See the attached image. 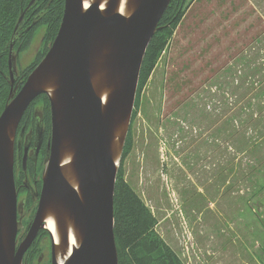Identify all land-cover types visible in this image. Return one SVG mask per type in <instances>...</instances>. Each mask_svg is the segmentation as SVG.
<instances>
[{
  "label": "rangeland",
  "instance_id": "obj_1",
  "mask_svg": "<svg viewBox=\"0 0 264 264\" xmlns=\"http://www.w3.org/2000/svg\"><path fill=\"white\" fill-rule=\"evenodd\" d=\"M187 4L121 167L185 264H264V0Z\"/></svg>",
  "mask_w": 264,
  "mask_h": 264
},
{
  "label": "water",
  "instance_id": "obj_2",
  "mask_svg": "<svg viewBox=\"0 0 264 264\" xmlns=\"http://www.w3.org/2000/svg\"><path fill=\"white\" fill-rule=\"evenodd\" d=\"M22 11L16 33L25 13ZM172 0H65L59 31L0 115V264H22L43 221L52 219V264H119L116 179L148 45ZM13 48L14 42L11 43ZM16 57L10 55V76ZM13 85V83H12ZM46 94L52 142L33 229L18 251L14 142L29 105ZM75 245L70 249V235Z\"/></svg>",
  "mask_w": 264,
  "mask_h": 264
},
{
  "label": "trees",
  "instance_id": "obj_3",
  "mask_svg": "<svg viewBox=\"0 0 264 264\" xmlns=\"http://www.w3.org/2000/svg\"><path fill=\"white\" fill-rule=\"evenodd\" d=\"M30 2L31 0H0V114L4 109L11 88L6 79L9 44L13 40L19 17ZM188 8L187 0H172L159 21L158 28L144 57L132 123L140 111L141 93L166 52L175 31L185 18ZM64 9L65 0H37L26 12L15 35L24 32L33 21L37 23V26L31 27L26 32L21 50L27 49L34 36V30L39 26L45 27V40L44 47L36 60L26 68L23 83L43 59L54 41L60 28ZM261 36H264V32L256 37L255 43L261 40ZM248 47L250 48L249 45ZM243 52H246V48L243 49ZM263 92L264 90L261 89L259 94ZM261 135L264 142V131ZM133 141L134 138L130 129L123 152L125 158L132 151ZM261 185H264L263 180ZM114 217L119 264H185L180 255L157 231L158 220L156 216L142 197L126 181L123 167L119 170L115 184Z\"/></svg>",
  "mask_w": 264,
  "mask_h": 264
},
{
  "label": "flooded vegetation",
  "instance_id": "obj_4",
  "mask_svg": "<svg viewBox=\"0 0 264 264\" xmlns=\"http://www.w3.org/2000/svg\"><path fill=\"white\" fill-rule=\"evenodd\" d=\"M35 26H37V23L33 21L27 27L28 29L26 28L24 30V32L18 35H15V33L12 40V42H14L13 48H11L12 42L9 44L6 79L9 81L11 88L7 95L6 104L9 101V96L12 89L14 96L19 93L22 85L25 83H23V77L26 75V68L36 60L39 52L42 51L44 47L43 43L45 40V31L42 32V35L38 40V46H36V53L32 61L23 68L17 67V64L20 61L19 55L23 52L21 47L22 41L24 40V35L30 30L31 27ZM35 32L36 29L34 30L32 41L35 37ZM10 55L16 57V65L15 63L13 65V79L10 76ZM51 142V104L48 96L46 94H41L35 100H33L28 109L25 111L17 127V132L15 135L14 177L18 199L16 208L18 219L15 241L16 251L24 246L31 230L33 229V224L42 195L44 183L43 175ZM124 158L125 157L123 155V159ZM22 264H52V238L46 227V221H43V227L38 230L34 240L24 251L22 255Z\"/></svg>",
  "mask_w": 264,
  "mask_h": 264
},
{
  "label": "bare ground",
  "instance_id": "obj_5",
  "mask_svg": "<svg viewBox=\"0 0 264 264\" xmlns=\"http://www.w3.org/2000/svg\"><path fill=\"white\" fill-rule=\"evenodd\" d=\"M46 227L55 234L56 238H57V232H56V227H55V223L52 219H47L46 221ZM70 249L75 245V239L73 237V235H70Z\"/></svg>",
  "mask_w": 264,
  "mask_h": 264
},
{
  "label": "crops",
  "instance_id": "obj_6",
  "mask_svg": "<svg viewBox=\"0 0 264 264\" xmlns=\"http://www.w3.org/2000/svg\"><path fill=\"white\" fill-rule=\"evenodd\" d=\"M192 4H193V3H192ZM192 4H191V5H192ZM190 7H191V6H190ZM190 7H189V8H190Z\"/></svg>",
  "mask_w": 264,
  "mask_h": 264
}]
</instances>
